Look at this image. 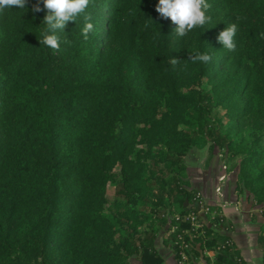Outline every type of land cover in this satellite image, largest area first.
<instances>
[{"label": "trees", "instance_id": "16d2710c", "mask_svg": "<svg viewBox=\"0 0 264 264\" xmlns=\"http://www.w3.org/2000/svg\"><path fill=\"white\" fill-rule=\"evenodd\" d=\"M207 2L211 21L181 37L159 0H89L49 33L59 50L38 40L43 0L0 12V264H163V231L195 264L228 229L221 214L185 220L199 212L185 172L205 142L237 159L235 192L264 205V0ZM233 23L229 51L218 37ZM206 264L246 263L227 244Z\"/></svg>", "mask_w": 264, "mask_h": 264}, {"label": "crops", "instance_id": "0c3cea01", "mask_svg": "<svg viewBox=\"0 0 264 264\" xmlns=\"http://www.w3.org/2000/svg\"><path fill=\"white\" fill-rule=\"evenodd\" d=\"M210 156L208 161L212 160V162L208 164L209 168L202 165L207 159H204L203 162L190 159L197 168L191 174V187L201 191L207 204L216 208L217 214L225 217L228 229L219 233L231 241L244 262L246 264H264V253L258 244L260 234L264 233V217L258 210L248 205L243 196L235 192L237 173L222 178L223 171L219 166L221 162L219 155ZM218 189L221 190L220 196L217 195ZM225 239L222 243L225 242ZM156 246L163 259V264H178L172 246L164 241L162 233L157 239ZM216 255L215 248L207 249L203 256L194 263L206 264L208 260L213 262ZM131 264H142V262L133 258Z\"/></svg>", "mask_w": 264, "mask_h": 264}, {"label": "clouds", "instance_id": "9594fccd", "mask_svg": "<svg viewBox=\"0 0 264 264\" xmlns=\"http://www.w3.org/2000/svg\"><path fill=\"white\" fill-rule=\"evenodd\" d=\"M27 0H0V12L6 8H26ZM44 8L48 10V14L44 18V25H47L46 31L43 33V38L38 39L39 43L46 45L54 50H59V37L54 33L56 30L64 31L66 25L70 21L75 22V17L85 12L89 4V0H43ZM211 5L207 0H159L156 11L165 19L170 18L177 25L174 32L183 37L188 32L192 31L197 26L203 27L205 23L211 21V17L206 15ZM39 5L33 8V12H40ZM85 23L81 29L85 40L88 39L89 33L94 30V25L90 21L91 15H85ZM237 33V25L230 24L225 30L219 33L218 41L223 45V48L229 51H235L236 44L234 37ZM212 57L207 53H196L190 55V60L195 63L210 62ZM171 63L177 65L179 60L173 58Z\"/></svg>", "mask_w": 264, "mask_h": 264}, {"label": "rangeland", "instance_id": "374dc122", "mask_svg": "<svg viewBox=\"0 0 264 264\" xmlns=\"http://www.w3.org/2000/svg\"><path fill=\"white\" fill-rule=\"evenodd\" d=\"M210 145H211V143H208V142H205V143H202L201 145H199V147L195 150V153L192 156V159H197L198 162H203L204 159H207L202 164V165L206 166L205 168H207L208 164L212 162V160L208 161L210 159V157H211L210 155H219L220 160H221L219 166H220V169L223 171V173H222L223 177L222 178H225L226 175H233L234 173H237V177H238L239 167H238V165H236L237 164V159L225 158V155L223 156L221 154L220 150L217 147L215 148L216 150L215 149H211ZM227 156H229L228 153H227ZM196 170H197L196 166L192 164L191 160H189L188 161L187 170L185 172V174L187 176V179H189V182H190V179H191L192 172L193 171L195 172ZM192 178H193V175H192ZM114 191H115V185L114 184H110L109 191H108V197L111 200H115ZM258 206H261V205H257L254 208L256 210H258L259 209ZM162 235H163V237H165L164 231L162 232Z\"/></svg>", "mask_w": 264, "mask_h": 264}, {"label": "built area", "instance_id": "2783aa9c", "mask_svg": "<svg viewBox=\"0 0 264 264\" xmlns=\"http://www.w3.org/2000/svg\"><path fill=\"white\" fill-rule=\"evenodd\" d=\"M221 190H217V195L220 196ZM193 202L195 205L198 206L199 212L198 213H191L185 217V220L190 221L193 223L195 228H199L201 226L199 217H202L203 220L207 221L208 218H214L217 214L216 210L213 207L209 206L205 201V197L203 196L202 192H197L194 196ZM258 212L264 217V205L258 206ZM178 219V218H177ZM227 244L231 245V241L227 240L223 242L221 245L217 246L215 249L218 252L222 251ZM190 244L183 242V250L181 252V260H179L178 264H189V255L187 254V250L190 249Z\"/></svg>", "mask_w": 264, "mask_h": 264}, {"label": "water", "instance_id": "95a60500", "mask_svg": "<svg viewBox=\"0 0 264 264\" xmlns=\"http://www.w3.org/2000/svg\"><path fill=\"white\" fill-rule=\"evenodd\" d=\"M189 203H188V201L186 202V206L188 205Z\"/></svg>", "mask_w": 264, "mask_h": 264}]
</instances>
